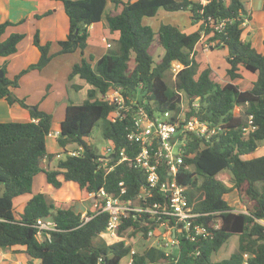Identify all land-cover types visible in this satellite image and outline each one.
Segmentation results:
<instances>
[{
  "label": "trees",
  "instance_id": "trees-1",
  "mask_svg": "<svg viewBox=\"0 0 264 264\" xmlns=\"http://www.w3.org/2000/svg\"><path fill=\"white\" fill-rule=\"evenodd\" d=\"M59 1L69 24L65 38L55 42L57 50L51 53L52 42L41 43L39 30L35 28L32 43L40 53L38 60L12 77L7 75L6 62L0 65V99L27 108L30 116L28 121L0 122V248H22L28 256L27 264H98L99 258L102 264H126L131 246L124 245L123 240L110 242L102 237L107 212L95 214L89 209L88 214L93 216L81 223V209L56 206L43 192L33 193V177L44 173L46 182L54 189L69 182L83 193L103 187L114 195L119 192L118 182L122 180L126 188L123 196L134 195L144 179L142 172L126 162L106 172L97 160L101 155L86 141L95 124L104 120L103 135L109 144L115 150L128 146L126 118L111 121L109 115L115 104L103 96L118 88L127 104L135 106L131 102L136 101L149 110L153 106V110L163 111L174 107L175 90L181 89L190 96H199L200 117L222 128L208 142L187 134L185 159L194 169L182 170L178 176L179 183L188 185L185 193L189 203L202 212L219 211L217 216L204 219L218 217L220 226L212 230L209 238L195 242L181 240L176 261L166 259L162 250L152 247L133 254L131 264H264V224L259 222L264 219V153L254 155L259 142L264 141V53L258 52L251 40L243 39L244 23L250 19L245 0H208L206 4L198 0ZM109 1L112 7L105 18L108 29L118 32L116 47L95 60L89 54L88 58L81 56L79 62L72 64L67 78L77 76L89 87L81 103L69 101L65 107L55 137L62 151L49 152L46 136L52 114L27 104L13 89L19 86L24 74L41 70L54 56L77 50L82 54L88 45V27L101 20ZM159 9L188 10L197 28L184 32L177 25L165 23L154 30L143 24V17H153ZM51 13L48 9L33 17L39 19ZM210 19L213 24L224 21L223 27L216 29ZM16 23L0 22V56L15 53L17 44L25 37V33L12 32L2 38L6 27ZM202 36L213 42L211 49L227 48L226 74L230 81L221 84L215 80L209 65L199 69L196 46ZM153 45L163 49L158 61L149 51ZM175 62L181 67L170 86L164 76ZM240 69L256 76L248 89H240L234 82L241 77ZM236 106H243L242 114H233ZM248 114H252L256 128L244 134L242 128ZM71 144L81 147L79 155L68 153ZM62 153L63 157L56 158ZM54 159L52 167L44 165V160ZM225 180L232 185L226 186ZM233 188L243 190L250 199L252 205L245 208L247 212H235L223 198ZM25 194L29 198L22 210L17 211L16 201ZM43 216H51L59 230L51 232L50 240L39 242L35 221ZM231 235L238 236L236 250L226 258L213 261V253Z\"/></svg>",
  "mask_w": 264,
  "mask_h": 264
},
{
  "label": "built area",
  "instance_id": "built-area-1",
  "mask_svg": "<svg viewBox=\"0 0 264 264\" xmlns=\"http://www.w3.org/2000/svg\"><path fill=\"white\" fill-rule=\"evenodd\" d=\"M198 1L201 4L208 2ZM210 21L213 24V20ZM213 25L221 29L224 21ZM106 46L109 47L110 43L106 42ZM173 65L175 78L181 65L177 62ZM103 97L115 104V110L109 115L111 121L126 118L128 146H120L117 150L112 145L107 146L97 158L99 166L108 172L126 162L141 171L144 179L138 191L130 197L123 196L126 188L122 180L118 182L119 192L116 195L106 192L103 187L86 192V198H90L92 204L80 212L81 223L93 216L88 214L89 209L95 214L107 212L108 220L102 234H106L110 242L123 240L124 245L131 246L126 264H131L133 254L138 252L131 244L132 236L143 239L146 248L160 249L166 259L176 261L181 240L195 242L200 238H209L212 230L220 226L218 217L204 219L209 215L217 216L219 211L202 212L189 203L185 193L188 185L179 183L178 176L182 170L194 169L193 164L185 159L188 155L185 151L187 134L192 133L208 142L222 131L221 125L201 118L200 97L190 96L181 89L175 90L174 107L163 111L153 110V106L149 110L136 101L131 102L135 106L127 104L118 88L110 89ZM245 121L246 125L242 128L244 134L256 128L252 114H248ZM81 150L77 147L68 153L79 155ZM233 210L247 212L245 209ZM35 226L39 242L50 240L51 232L59 230L51 216L38 217ZM125 231L130 232V238L124 235ZM98 264H102L101 258Z\"/></svg>",
  "mask_w": 264,
  "mask_h": 264
},
{
  "label": "rangeland",
  "instance_id": "rangeland-1",
  "mask_svg": "<svg viewBox=\"0 0 264 264\" xmlns=\"http://www.w3.org/2000/svg\"><path fill=\"white\" fill-rule=\"evenodd\" d=\"M34 1V0H32ZM35 4H38V0L34 1ZM39 4H47L45 3L46 0H40ZM253 4H250V7L252 9V20L250 22L251 27L256 32V38H259L260 35L263 33L264 35V17L261 10V0H253ZM0 4H10L8 3V0H0ZM11 4H19L20 8H30L31 4H34L33 2H29L27 0H14L11 2ZM15 6V5H14ZM16 7V6H15ZM42 7V5H41ZM18 8V9H20ZM109 9V4H107L106 9L102 15V18H105V15ZM23 12V10H20ZM25 19V18H24ZM143 24L149 25L152 29L156 30L161 24L169 23L172 25H177L182 31L188 32L190 30L194 29V24H192L190 19V12L188 10H180V11H165L163 9L160 10V13L158 15H155L153 17H143L142 19ZM36 25L34 18L32 19H26L23 21L21 25H19L18 31H21L22 33H26L28 35L35 31ZM246 28L247 25H246ZM31 36H28L24 38V40L21 41L22 46H24L26 43L31 42ZM48 36L47 32L43 33V38ZM64 39V38H63ZM107 43H110V46H106L105 44L100 45L101 49L99 51H107L108 49H112L116 47L115 42L109 37L106 39ZM213 45V42H210L206 39L205 36H202L199 43L196 46V59L198 60L200 64V68L202 69L206 65H209L212 68V77L220 82L221 84H224L228 81H230L229 77L226 74V68L228 67L227 61L225 59V56H227V48H218V49H211L210 46ZM56 46L55 44L52 45ZM258 48H260V45H256ZM52 49V48H51ZM53 51V49H52ZM150 53L152 54L155 61H158L160 59V56L163 54V49L159 46H151L149 49ZM88 52H86L85 57L88 58ZM95 55H99L97 52H94ZM79 52L75 51V53H71L70 55H61L54 57L50 64L46 65L45 71H41L39 73V70L34 69L24 74L21 79L19 86L16 88L14 94L20 96V97H26L24 98L25 102L29 105H37L39 109L48 111L52 114V126L50 128L49 134L46 136V148L48 150H58L62 151V148L57 144L56 138L53 136L55 134V130L58 129V123L62 117H64V110H65V104L69 101H73L75 103H79L80 100H78L81 96L84 98L86 97V87L82 90L74 91L71 89L70 91L64 88L65 81L67 80L65 77L66 74V67L69 62L71 63L72 58L69 56H76L77 62L80 61ZM31 59V56L28 57L27 60ZM25 61V57L22 56L21 58H17L11 62V68L14 71H18L22 66V64ZM174 65H171V68L168 69L165 72L164 79L165 81L171 86L172 82L174 80V71L172 69ZM44 68V67H43ZM42 68V69H43ZM41 69V70H42ZM241 77L234 80V82L239 86L240 89H248L251 87L250 84V76L253 75L250 72L240 69ZM77 79H74L76 81ZM82 80V79H81ZM82 85L86 83L82 80ZM6 102H3V100H0V121H10V117L15 116L14 119H19V117H23L24 110L28 111L27 108L22 107L18 103H14L11 106L14 110V113L9 108L6 110ZM9 105V104H8ZM243 106H236L233 108V114L239 115L242 114ZM103 127H104V120H99L95 126L93 127L90 135L86 137V141L92 146V148L95 150L96 153L102 154L104 153V150L106 147L110 146L109 140H107L103 135ZM68 150H74L76 147L75 144H71L68 147ZM264 153V141L259 142L257 149L254 152V155H260ZM63 157V153L60 154ZM58 158V157H56ZM42 178L41 175H38V178L35 179L34 189H42L45 194L52 195L53 192H55L52 189L48 190L46 181ZM39 181L37 182L36 180ZM226 186H231V181L225 180ZM0 189H2V186L0 184ZM48 190V191H47ZM58 195H56L53 198H51V201L56 206H65V207H71L74 209V211H78L79 209L84 210V207H89L92 203V200L90 198H86L85 193L80 192L78 187L75 185L70 186L69 184L65 185L61 190L57 191ZM24 196H27V194L20 196L19 198H22ZM49 199V196H47ZM234 209L241 210L245 208H251V201L250 199L244 194V191H239L238 189L233 188L232 191L225 194L223 197ZM26 202V201H24ZM23 202V203H24ZM21 205L16 203L15 209H19L18 211L22 210ZM260 223L264 224V219L259 220ZM129 231H125L124 235L131 237L129 235ZM102 237H104L107 240L106 234H102ZM133 238L131 240L132 246L137 251H142L146 248V242L139 238L136 239V236H132ZM134 239V240H133ZM238 244V236L237 235H231L227 241L220 247V249L213 253L212 260L217 261L222 258H226L232 253L234 250H236ZM17 253L20 252V254L23 252L19 249H16Z\"/></svg>",
  "mask_w": 264,
  "mask_h": 264
},
{
  "label": "crops",
  "instance_id": "crops-1",
  "mask_svg": "<svg viewBox=\"0 0 264 264\" xmlns=\"http://www.w3.org/2000/svg\"><path fill=\"white\" fill-rule=\"evenodd\" d=\"M13 1L14 0H8V3H10V4H0V22L5 21V20H10L11 22L16 23L23 18H25V20L27 18L32 19V18H34L33 15L35 13H43L44 11L51 9L52 10L51 14L44 16V17H41L39 19H34L35 25L39 30L40 41H41V43H44L46 41H51L52 45H53V44H55V42L57 40L65 38L69 23H68L67 15L65 14V12L63 10V6L59 0H46L45 3H47V4H39L40 0H38V4H35V2H34L35 0L34 1L27 0L29 2L34 3V4H31V7L29 9L26 7H25V9L23 7L20 8V6H18L19 4H11V2H13ZM123 1H126V0H123ZM252 2H253V0H245V7H246L247 12L250 14V19L246 20L244 23L245 26L247 25L248 28L245 27L246 32H245V35L243 36V39L251 40L252 43L254 44L255 49L260 53H264V46L262 44V40L264 39V35L262 33L259 38L255 39L256 32L253 30V28L250 25V22L252 20V9L250 7V4H253ZM108 4H109V8H111L112 5H111L110 1L108 2ZM260 4H261L260 5L261 10H262L261 12L263 14L264 0H261ZM41 5H42V7H41ZM18 8H20V9H18ZM21 9L23 10V12L20 11ZM118 9H119V7H117L116 10H118ZM160 10L161 9H159L157 11L156 15H158L160 13ZM22 23H16L14 25L7 26L5 29V32L2 35V38H6L12 32H21V31H18V28H19V25H21ZM196 28H197V25L194 26V29H196ZM193 30H190V31H193ZM190 31H188V32H190ZM45 32H47L48 36L43 38V33H45ZM33 33H32V36H31V34L28 35L25 33L24 38L31 36V42L30 43H26L24 46H22L21 41L24 40V38H23L17 44V50L15 53L8 55V56H5V57L0 56V65L3 62H6V64H7L6 65L7 75L9 77H12L15 73H17L20 69L26 67L28 64L36 62L38 60L40 53H39L37 47L34 46L32 43ZM109 37L115 42V40L118 38V32L117 31L111 32L107 27L106 18L103 19L101 17V20L99 22L94 23L88 27V38H87V44L88 45L82 54L79 50H77L80 53L79 54L80 59H81V56H85L86 52H88V51H89L88 54H93L94 60L97 59L98 57H100L103 53H105V51H103V52L99 51V49H101L100 45H102V44L106 45V39ZM258 44L260 45V48H258V46H256ZM52 45H51V48L53 49V51L51 49V53L55 52L57 50V46L52 47ZM94 52H97L99 55L96 56ZM72 53H75V52H72ZM70 54L71 53H66V54H59L56 56L70 55ZM22 56L25 57V61L21 65L22 67L18 71L12 70L11 62L17 58H21ZM29 56H31V59L27 60ZM56 56H54V57H56ZM69 57L72 58V61H71V63L70 62L68 63L70 65H67L66 70H65L66 71L65 77L67 80L65 81L64 88L66 90L68 89L69 91L71 89H73L74 91H78V90L81 91L82 88L84 89V87H86V90H87V88L89 86L84 80L83 81L86 83L87 86H85V84L82 85V83H83L82 80L80 78H78L77 76L73 77L70 80L67 78V75L71 69L72 64L77 62L76 56H69ZM50 62L48 63V65L50 64ZM45 69H46V66L42 70H39V73H41V71H45ZM255 77H256L255 74L250 76V81H251L250 84L251 85H252V81L255 80ZM74 79H77V80L74 81ZM15 90H16V88L13 89V92H15ZM16 96L19 98H26L24 96L23 97H20L18 95H16ZM84 99L85 98L83 96H81L78 99V100H80L79 103H81ZM2 100H3V102H6L5 107H6V110H8L9 108H7V107H9L10 105H8V103L5 99L2 98ZM71 102L75 103L73 101H71ZM66 105H67V103L65 104L64 107H66ZM11 106H14V105H11ZM10 110L14 113V110L12 107L10 108ZM46 112H48V111H46ZM14 118H15V116H13V120H12V116H11L10 119H8V120H10V121H28V120H30L29 112L24 110L23 117L20 116L19 119H14ZM62 119H63V117L60 119V121ZM60 121H59V123H60ZM0 122H2V121H0ZM59 123H58V129L55 130V134H56V132L59 131ZM55 134L53 135L54 137H56ZM47 151L57 152L58 150H48L47 149ZM61 156L62 155H60L59 157H61ZM44 162H45L44 163L45 166L49 165V167H52L54 165L55 159L51 160L50 162L48 160H44ZM38 175L42 176L40 181H42L43 179L45 180L44 173H38L37 175H35L33 177V181H32V192L33 193H36V192H43L44 193V191L42 189H34L35 179L38 178ZM36 181L38 182L39 179ZM68 183L69 182H64L60 189H54L50 184H48L46 182L48 190L52 189L55 192H53L52 195H47L44 193L45 196L46 197L49 196L50 200H51V198L54 199V197L59 194L57 191L61 190ZM0 192H1V189H0ZM28 198H29V195L24 196L22 198H18L16 202L19 204L20 203L24 204L25 203L24 201H26ZM22 206L23 205H21V207ZM16 210L18 211L19 209H16ZM16 249H19L20 251L23 250L22 248H13V249H2V248H0V264H27L28 256L25 254V252H22L21 254H20V252L17 253Z\"/></svg>",
  "mask_w": 264,
  "mask_h": 264
},
{
  "label": "water",
  "instance_id": "water-1",
  "mask_svg": "<svg viewBox=\"0 0 264 264\" xmlns=\"http://www.w3.org/2000/svg\"><path fill=\"white\" fill-rule=\"evenodd\" d=\"M2 75V72L0 71V76Z\"/></svg>",
  "mask_w": 264,
  "mask_h": 264
}]
</instances>
